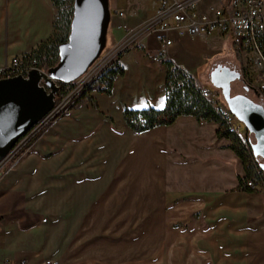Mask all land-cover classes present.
Returning a JSON list of instances; mask_svg holds the SVG:
<instances>
[{"label":"crops","instance_id":"obj_1","mask_svg":"<svg viewBox=\"0 0 264 264\" xmlns=\"http://www.w3.org/2000/svg\"><path fill=\"white\" fill-rule=\"evenodd\" d=\"M150 2L117 0L114 9L135 26L152 15ZM56 12L51 0H0V67L49 39ZM111 32L115 42L121 33ZM157 48L149 35L122 55L110 94L96 86L0 172V264H166L167 248L179 250L177 264H264V194L236 189L244 166L218 123L181 115L135 133L123 118L126 107H164L167 66L150 59ZM178 49L175 35L170 61L182 68L171 58ZM192 219L193 240H163Z\"/></svg>","mask_w":264,"mask_h":264},{"label":"built area","instance_id":"obj_2","mask_svg":"<svg viewBox=\"0 0 264 264\" xmlns=\"http://www.w3.org/2000/svg\"><path fill=\"white\" fill-rule=\"evenodd\" d=\"M150 6L153 10L152 15L135 26L122 21L125 17L124 11L110 8V25L121 33L120 37L110 48H104L81 76L69 84H63L64 89H61L59 84L55 106L22 136L0 161V172L10 159L21 158L26 153L24 147L30 140L67 113L68 103L83 99L96 86L97 81L118 64L122 55L134 49H142L149 35H154L158 43V48L150 57L151 61L155 64H164L170 61L169 48L175 35L207 37L216 34L225 37L232 34L234 52L242 66L240 67L242 78L247 84L254 81V86L260 90L264 101V0H151ZM112 17L120 21L113 24ZM34 68H38L37 59L32 54L14 56L0 67V80L16 76L27 78L29 71ZM170 68L174 70L177 66L171 63ZM185 75L187 78L190 77L188 72H185ZM197 88L224 125L234 135L240 137L246 146L251 163L256 166L258 163L247 142L246 129L242 130L239 120L231 114L226 104L223 105L217 99V94L212 89L200 84H197ZM56 100L61 101L57 103ZM244 185L264 194L262 177L256 181L247 179ZM43 264H58V261L46 259Z\"/></svg>","mask_w":264,"mask_h":264},{"label":"water","instance_id":"obj_3","mask_svg":"<svg viewBox=\"0 0 264 264\" xmlns=\"http://www.w3.org/2000/svg\"><path fill=\"white\" fill-rule=\"evenodd\" d=\"M109 0H73L67 39L58 46V61L46 71L34 68L27 78L0 80V161L55 106L59 84L81 76L106 47ZM241 77L239 66L217 60L209 83L219 89L227 108L247 131L255 161L264 164V106L247 96L230 95L231 82Z\"/></svg>","mask_w":264,"mask_h":264},{"label":"trees","instance_id":"obj_4","mask_svg":"<svg viewBox=\"0 0 264 264\" xmlns=\"http://www.w3.org/2000/svg\"><path fill=\"white\" fill-rule=\"evenodd\" d=\"M51 2L57 10L53 21V34L30 53L36 57L37 67L42 70L48 69L57 63L58 46L67 39L72 17L73 0H51ZM233 54L237 58L235 52ZM171 63V61L166 62L164 107L161 109L151 106L142 109L126 107L123 110V118L127 126L135 133H141L157 126L171 125L181 115L192 116L198 121L218 123L217 136L230 140L229 147L244 166L245 175L237 177L238 185L236 189L254 192L255 189L246 187L244 181L247 179L256 181L260 177L264 179L263 164H256L255 166L251 163L245 144L240 137L234 135L224 125L214 108L201 95L197 88V81L190 74V77L187 78L182 68L177 67L172 70L170 68ZM122 72L123 70L118 64L114 65L97 81L96 86L101 87L102 92L110 94L113 78ZM243 81L246 83L245 80ZM60 88L64 89L65 86L61 84ZM256 168L258 169L257 172Z\"/></svg>","mask_w":264,"mask_h":264},{"label":"rangeland","instance_id":"obj_5","mask_svg":"<svg viewBox=\"0 0 264 264\" xmlns=\"http://www.w3.org/2000/svg\"><path fill=\"white\" fill-rule=\"evenodd\" d=\"M117 3V0H109V4L111 6V9H114V4ZM109 6V7H110ZM120 6V4H119ZM110 25V24H109ZM114 43V37L111 32V26H109L106 36V49L110 48ZM234 37L232 34H228L225 37L218 36L214 34L213 36H207L203 39H198V41H190L187 40L183 36H179V49L176 53H171V58L174 63L182 67V69L185 72H188L192 78H194L198 84L205 85L212 89L213 92L217 94V99L225 105V102L223 101V98L220 94L219 89H214L209 83V71L210 67L213 64V62L217 60H222L226 62H231L234 65H237L242 68V66L239 64V58L234 56ZM201 56L198 57V56ZM242 61L245 62L243 59ZM47 69H44L46 71ZM250 81V80H249ZM254 81H250L249 84L245 83L242 78V70H241V77L239 79H236L231 82V88H230V95L237 96V95H243L247 96L248 98L252 99L254 102L262 104L263 96L260 92V90H257V87L254 86ZM259 96V97H258ZM61 100H56V102H60ZM71 101V100H70ZM84 100H77L68 103L67 105V113L74 107L80 105ZM264 106V105H263ZM65 115V113H64ZM240 125L242 127V130L245 129V126L242 122H240ZM50 126V124H49ZM47 126L38 136L32 140H30V143L24 147V152L26 153L21 158H12L10 159L3 169V171L14 164L15 162L21 160L26 155L29 154L31 151L32 145L34 142L40 137V135L49 127ZM264 169V164L263 167ZM170 185H173V181L170 179ZM183 188V186L181 187ZM259 191V190H258ZM261 192V191H260ZM262 193V192H261ZM139 214L140 211L144 213V211L139 206ZM198 219V218H196ZM144 223H145V217L140 216L137 218V241L138 248L140 249L141 246H145V239H146V233L144 231ZM194 220L192 219L189 223L186 225L178 226L174 229L169 228L168 232L164 234L163 240L172 242H188L193 240V235L187 233L189 230H192L194 227ZM134 242V240H132ZM171 244H169L171 246ZM138 250V249H137ZM179 250L177 248H167L165 249V262L166 264H177L178 261V252ZM193 256V249H186V256L185 261L183 262L188 263L189 258ZM157 264V263H155Z\"/></svg>","mask_w":264,"mask_h":264},{"label":"flooded vegetation","instance_id":"obj_6","mask_svg":"<svg viewBox=\"0 0 264 264\" xmlns=\"http://www.w3.org/2000/svg\"><path fill=\"white\" fill-rule=\"evenodd\" d=\"M259 97V96H258Z\"/></svg>","mask_w":264,"mask_h":264},{"label":"snow or ice","instance_id":"obj_7","mask_svg":"<svg viewBox=\"0 0 264 264\" xmlns=\"http://www.w3.org/2000/svg\"><path fill=\"white\" fill-rule=\"evenodd\" d=\"M162 106V105H161Z\"/></svg>","mask_w":264,"mask_h":264}]
</instances>
